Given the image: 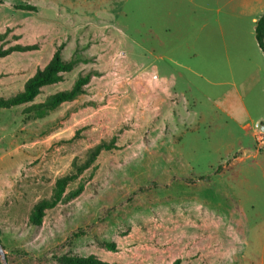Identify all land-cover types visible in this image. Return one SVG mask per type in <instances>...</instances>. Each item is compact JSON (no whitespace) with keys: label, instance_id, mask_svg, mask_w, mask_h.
Masks as SVG:
<instances>
[{"label":"rangeland","instance_id":"obj_1","mask_svg":"<svg viewBox=\"0 0 264 264\" xmlns=\"http://www.w3.org/2000/svg\"><path fill=\"white\" fill-rule=\"evenodd\" d=\"M262 15L264 0H0V45H39L0 59V98L61 45L78 64L35 103L93 73L85 94L43 117L0 108L8 264H264ZM114 135L118 149L67 188L82 181L83 194L31 226L72 162Z\"/></svg>","mask_w":264,"mask_h":264},{"label":"trees","instance_id":"obj_2","mask_svg":"<svg viewBox=\"0 0 264 264\" xmlns=\"http://www.w3.org/2000/svg\"><path fill=\"white\" fill-rule=\"evenodd\" d=\"M20 9L27 11H36V8L30 5L20 6ZM9 30L0 34V43L8 36ZM255 38L260 50L264 54V15H262L255 22ZM39 50V45H24L15 44L9 47L0 45V59L9 57L13 53H27ZM63 45L59 46L55 51L50 62L42 69L29 78L24 84L23 90L7 98H0V108L11 109L18 106L28 105L24 112L27 114L37 113L43 117L47 112L58 110L63 104L74 102L77 98L86 93V88L90 84L93 73L86 75L80 74L73 86L68 90L59 91L46 98L42 103H35L37 97L43 93V89L64 82L65 74L71 73L78 60H66L63 58ZM119 136L114 135L109 141H102L99 144L91 147L83 161L75 159L72 162V170L69 174L58 178L55 182L52 195L50 198L42 199L32 209L29 217V224L33 227H41L48 210L56 208L59 204L70 202L81 196L85 190V183L80 182L76 189L67 191L68 186L80 179V177L96 163L97 159L103 152L118 149ZM222 167L219 166L216 170L217 174L220 173ZM212 176H207V180H211ZM3 230L0 228V236ZM102 247L109 252H117L118 248L116 243L107 242L102 243ZM59 264H113L103 261L95 255L81 256V255H64L57 258ZM0 264L2 261L0 259ZM175 264H179L176 261Z\"/></svg>","mask_w":264,"mask_h":264},{"label":"water","instance_id":"obj_3","mask_svg":"<svg viewBox=\"0 0 264 264\" xmlns=\"http://www.w3.org/2000/svg\"><path fill=\"white\" fill-rule=\"evenodd\" d=\"M0 259L2 261V264H8L7 255H6L5 249L1 243H0Z\"/></svg>","mask_w":264,"mask_h":264},{"label":"crops","instance_id":"obj_4","mask_svg":"<svg viewBox=\"0 0 264 264\" xmlns=\"http://www.w3.org/2000/svg\"><path fill=\"white\" fill-rule=\"evenodd\" d=\"M44 90V89H43ZM66 104V103H65Z\"/></svg>","mask_w":264,"mask_h":264}]
</instances>
